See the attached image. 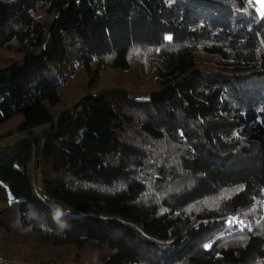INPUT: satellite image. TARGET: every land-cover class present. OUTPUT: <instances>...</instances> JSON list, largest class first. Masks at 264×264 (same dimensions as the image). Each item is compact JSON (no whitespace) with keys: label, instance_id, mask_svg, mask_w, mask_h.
<instances>
[{"label":"trees","instance_id":"trees-1","mask_svg":"<svg viewBox=\"0 0 264 264\" xmlns=\"http://www.w3.org/2000/svg\"><path fill=\"white\" fill-rule=\"evenodd\" d=\"M255 5L0 0L8 264L264 261Z\"/></svg>","mask_w":264,"mask_h":264},{"label":"rangeland","instance_id":"rangeland-1","mask_svg":"<svg viewBox=\"0 0 264 264\" xmlns=\"http://www.w3.org/2000/svg\"><path fill=\"white\" fill-rule=\"evenodd\" d=\"M254 3L256 4L255 6H253V8L255 9V11L258 13V14H263L264 13V4H262L261 0H253ZM151 54V50H135L132 52V55L135 56V58L137 60H139V63H140V66L139 68L142 70L144 69H147L148 66H151L152 63L150 61V58H149V55ZM137 67V66H136ZM144 68V69H143ZM148 71V69H147ZM37 128H32L30 130H27L25 131L22 136L23 137H27V136H32L34 133V131L36 130ZM37 131V130H36ZM35 131V132H36ZM264 204V203H263ZM264 206V205H263ZM254 213V212H253ZM255 215V214H254ZM253 215V216H254ZM264 218V215H262V218H261V215H260V218L259 220L263 221L262 219ZM260 222V221H259ZM264 226V224H263ZM264 261L260 262V264H263Z\"/></svg>","mask_w":264,"mask_h":264},{"label":"built area","instance_id":"built-area-1","mask_svg":"<svg viewBox=\"0 0 264 264\" xmlns=\"http://www.w3.org/2000/svg\"><path fill=\"white\" fill-rule=\"evenodd\" d=\"M251 3L253 4V2H251ZM0 262H1V263H4V264H8V263L6 262V260L2 258V256H0ZM49 264H53V263H49Z\"/></svg>","mask_w":264,"mask_h":264},{"label":"snow or ice","instance_id":"snow-or-ice-1","mask_svg":"<svg viewBox=\"0 0 264 264\" xmlns=\"http://www.w3.org/2000/svg\"><path fill=\"white\" fill-rule=\"evenodd\" d=\"M262 4H264V0H261ZM166 39H169L171 40L172 38L171 37H166ZM210 245H205V247H209Z\"/></svg>","mask_w":264,"mask_h":264},{"label":"crops","instance_id":"crops-1","mask_svg":"<svg viewBox=\"0 0 264 264\" xmlns=\"http://www.w3.org/2000/svg\"><path fill=\"white\" fill-rule=\"evenodd\" d=\"M3 258V257H2ZM4 259V258H3ZM7 262V261H6ZM1 263V262H0ZM4 264V263H3Z\"/></svg>","mask_w":264,"mask_h":264}]
</instances>
